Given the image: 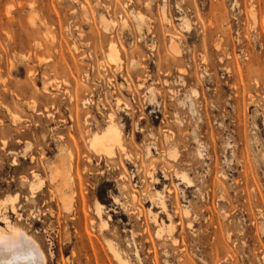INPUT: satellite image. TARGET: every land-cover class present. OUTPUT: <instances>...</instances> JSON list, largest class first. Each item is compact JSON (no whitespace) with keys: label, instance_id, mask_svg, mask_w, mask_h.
Masks as SVG:
<instances>
[{"label":"rangeland","instance_id":"374dc122","mask_svg":"<svg viewBox=\"0 0 264 264\" xmlns=\"http://www.w3.org/2000/svg\"><path fill=\"white\" fill-rule=\"evenodd\" d=\"M3 201L46 264H264V0H0Z\"/></svg>","mask_w":264,"mask_h":264},{"label":"bare ground","instance_id":"6f19581e","mask_svg":"<svg viewBox=\"0 0 264 264\" xmlns=\"http://www.w3.org/2000/svg\"><path fill=\"white\" fill-rule=\"evenodd\" d=\"M108 58L110 59V61H113V62L118 60V52H117V49L114 46V44H111V46H110ZM107 118H108L107 126L102 130V132H100V133L94 132L90 136L88 146L94 153H97V154L103 153V154L108 156V155L113 154L115 148L123 149L124 147H123V144L121 143L120 133H119V131L116 127V124L114 122L113 115L109 114ZM67 161L65 163H67ZM62 174L63 173L56 171L55 176L62 177L63 176ZM67 174H68V172H67ZM181 177H182L181 180L186 179V178H184V176H181ZM184 183H187V180H185ZM38 184H40V182H38ZM56 188H58V187H56ZM56 191H58V190H56ZM156 195H158V194H156ZM15 196H17V195H15ZM64 196H66V194ZM15 198H13V199H15ZM63 198H65V197H63V193H62L61 200H62L64 206L66 207V206H68V203L70 201H69V198H65V199H63ZM10 201L8 203L11 204L15 200H13L12 202H10ZM6 202L7 201H5V202L3 201L0 204V216L3 215L2 210L4 209L5 204H7ZM101 208H102V205L97 203L96 209H95L97 216L101 215V212H102ZM11 211H12V213H15V210L13 207L11 208ZM5 218L6 217L3 218V221ZM5 221H6V228L0 229V264H46L44 253H43L42 249L40 248V246L36 243V241L33 240L28 235L24 234V232H22V230H20L15 225L9 224V222L6 219H5ZM102 225H103V227L107 228V223L103 222ZM161 231L162 230L157 231L156 236H160ZM111 250L115 256L114 258L118 260L119 264H130L126 259H123L120 257V255L116 249L111 248Z\"/></svg>","mask_w":264,"mask_h":264}]
</instances>
